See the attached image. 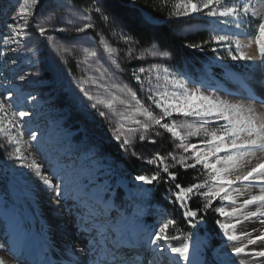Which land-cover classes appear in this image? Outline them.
I'll use <instances>...</instances> for the list:
<instances>
[{"label":"snow or ice","instance_id":"1","mask_svg":"<svg viewBox=\"0 0 264 264\" xmlns=\"http://www.w3.org/2000/svg\"><path fill=\"white\" fill-rule=\"evenodd\" d=\"M161 2L165 6L168 4V0ZM43 7L44 0H23L12 21L6 24L5 32L0 33L3 45L0 48V87L3 88L0 91V139L3 141L0 150L6 153L7 161L29 169L46 190L54 192L57 203L70 201L69 214L75 209L87 234L92 237L91 243L107 249L114 264H129V256L121 253L118 242L109 248L113 222L106 202L110 197L99 193L89 194L86 191L87 179L83 181V187L80 184L70 187L66 176L70 171L76 173L80 169L79 153L69 147L59 131L60 125L55 121L48 125L50 131H41L38 126L41 114L34 111L38 97L33 91L27 94L24 91L26 87L40 85L46 75L41 72L38 58L30 60L33 71L16 74L15 79L19 83L9 82L6 72L2 70L9 62L16 65L22 54H34L37 51L35 45L24 43L37 40L34 32L29 31L30 26L38 32L39 37H46L50 45L65 54L63 63L66 67L68 56L75 55L74 48L61 46L60 41L49 34L50 31L75 33L66 38L68 42L85 44L88 30L96 27L90 22V16L66 0H59L58 3V7L67 13L63 20H57L55 9L41 13L39 10ZM125 7L132 9L133 14L126 17L112 15L107 11L106 0H91L86 11L98 14L106 25L120 27V37L129 60L144 59L139 53H148L160 59L147 66L140 64L126 70L117 58L119 50L105 43L103 34L98 33L102 37L100 42L103 52L84 47L83 52L88 58L85 62L103 63L106 54L111 59L107 61L109 67L105 71L117 80V72L130 71L131 79L139 87L126 82L104 84L98 79H93L86 86V75L82 76L80 82L73 84L71 78L74 73L71 67H67L65 79L69 82L72 103L93 121L98 116L108 123V133L111 135L105 138L110 144L115 141L125 155L130 153L136 159L155 166L156 170L151 175L139 173L131 177L130 183L137 187L139 195L149 192V189L139 185H152L154 188L167 185L164 198L178 206L190 227L196 228L204 223V216L210 211L225 218L215 220V224L218 225L219 234L226 238V247L230 248V255L235 259L228 260L226 253L223 264H264V112L257 111V106L264 108V97L251 93L247 96L225 97L216 90L210 91L209 87L189 81L164 62L169 57L168 51L155 50L158 37L148 34L137 23L135 0ZM250 13L252 16L258 15L255 6L250 3L228 5L225 0H174L167 19L185 23V18L194 19L200 15L208 17L213 33L210 39L186 44L185 47L203 51L205 45L211 44L214 54L212 59L218 62L226 59L218 54L226 47L227 57L238 62L251 60L242 49L250 48L255 43L260 64L264 65V17L256 23V30L246 35L248 43L245 45L234 39L239 33L221 34L216 31L217 24L234 25L236 29H241L250 23ZM74 16H78L82 22L75 23L72 19ZM12 44L17 47H10ZM149 44L153 45L151 51L146 47ZM233 44L235 51L232 49ZM76 66L80 67L79 61ZM56 70L63 75L58 67ZM93 87L103 88L107 96L94 95ZM165 133L171 137L173 151L165 154L147 149V145H156L158 138H163ZM136 141L147 150V155L144 151H137ZM29 157L32 159L29 160ZM174 168L184 173L193 170L192 181L187 185L181 183L179 173L172 171ZM240 197H244L242 202L239 201ZM198 200H202V203L193 207ZM214 201H219L220 205H215ZM224 202H227V206ZM246 222L258 223L260 227L249 230ZM176 224L175 219H168L148 232L147 239L143 241L144 246L150 247L153 253L170 251L171 257L175 258L171 264H200L195 245L190 246L188 242L191 237L182 232L179 235L167 234L169 226ZM181 236L184 242L180 246L168 245V241L180 239ZM18 238L22 246H26L23 230L18 233ZM250 245L253 247L250 248ZM161 258L148 260L147 264H156V260ZM0 264H5V260L0 259ZM16 264L21 262L17 259ZM42 264L54 262L45 259ZM55 264H64V255ZM66 264H109V261L107 257L94 258L93 249L85 245L79 254L73 250Z\"/></svg>","mask_w":264,"mask_h":264},{"label":"rangeland","instance_id":"2","mask_svg":"<svg viewBox=\"0 0 264 264\" xmlns=\"http://www.w3.org/2000/svg\"><path fill=\"white\" fill-rule=\"evenodd\" d=\"M159 1L164 7L165 5L161 2V0ZM66 2H69L75 8L83 11L85 15L90 16V22L94 23L96 26L95 29L88 30L89 36L87 43L85 44H71L68 42L66 38L76 35L75 33H59L54 31H50L49 33L55 40L60 41L61 46L74 48L75 55L68 56L67 65V67H71L74 73V76L71 78L73 84L75 82H80L82 76L86 75L88 77V80L85 81L86 86L90 85L93 79H98L104 84L126 82L130 83L133 87L138 88L139 85L131 79L130 71L117 72L116 76L119 78V80L113 78L110 73L105 71V68L109 67L107 61L111 59L110 57H107L106 54L105 62L103 63L99 61L96 63L85 62L88 58L83 52V48L91 47L103 52V45L100 42L102 37L101 35H98V33H102L105 43L110 44L114 50H119L117 58L119 59L121 66L126 70H129L132 66H137L140 64L147 66V64L158 61L160 58L153 57L148 53H139L140 55L144 56V59L129 60L127 57L126 46L123 44V41L120 37V29L106 25L98 14L94 12H87L86 9L89 4L86 7H79L71 0H66ZM173 2L174 0H168V4L165 6L167 11L170 10L171 4ZM225 2L228 5L238 2L250 3L256 8L258 15L252 16L250 13L248 17L250 23L243 25L241 29H236L234 25H216V31L220 32L221 34H224L225 32L239 33L238 35L234 36V39H238L242 45H245L248 43V40L245 38L246 35L253 33L256 30V23L261 17H264V0H225ZM6 3L19 10V6L23 3V0H6ZM58 3L59 0H44V7L39 11L41 13H47L52 9H55L57 20H63L67 13L64 11V9L58 7ZM109 13L113 14L112 11ZM72 19L75 21V23L82 22L78 16H74ZM185 20V23H179L178 30L175 32L179 37L188 38L190 35L201 32L204 34V39H210V36L213 33L209 25L208 17L200 15L194 19L185 18ZM59 26L63 25L60 24ZM29 31L34 32L37 40H28L26 41V44H28V46L35 45L37 51L34 54H26V56H28L30 60L38 58L41 72L46 74L43 76L42 83L46 85V87L47 84H54V87L49 92L55 94L56 97L51 96L50 101L54 103L55 108L58 110L65 109L69 114L67 122L64 123L62 127L72 133H76L74 128L75 126L79 127L80 133L75 136L78 139V141L76 140L77 146H80L79 148H81L79 154H82L79 157V161L82 159L83 163H81V166H79L80 169L77 172H83L82 174L90 175V177L87 178L89 181L87 184L88 193L91 195L96 193L104 195L108 193V196L110 197L107 199L108 203H113L119 207V212L115 214L117 216L124 214L127 219L124 217L123 218L126 221H135V223L133 222V225L137 229L136 232H140V235H145V228L148 226L150 227L149 232H151L154 228H158L159 225L166 222L168 219H171L168 209L165 210L151 202V194L153 189L152 185H139L138 187L149 189L147 195H139L137 193V187H134L130 183L131 177L127 176V172L124 170L120 162L104 155L100 148L102 147V144L106 143L114 146L116 149V154H121L122 157L129 156L135 158L131 156L130 153L125 155L116 145L115 141L110 144L108 139L105 138L106 136L111 135L108 133V123L106 121H102L98 116L96 117L95 121H93L91 117L86 116L72 103L69 92V82L65 79L67 76V67L63 63L65 54L61 53L58 48L50 45L46 37H39L38 32H35L34 28L31 26L29 27ZM209 45L210 44H208V46ZM146 47H148V49L151 51L153 46ZM232 49L235 51V44L232 45ZM155 50L162 52L157 47H155ZM242 50L247 56L251 57V60L233 62L231 61L230 57H227V48L225 47L222 48L218 53L219 55L226 57L223 62L215 61L211 57L210 61L204 63L203 65H197L195 69L190 70V73L184 72V70L174 67L171 64L169 57L166 58L164 62L174 68L177 73L187 77L189 81L196 83L197 85L202 84L205 87H209L210 91L214 90L217 86H229L233 90V94H225L226 97L247 96L249 93L264 97V65L260 64V58L254 59L250 55L251 51H257L256 45L253 43L252 47H244ZM78 61L80 62L79 68L76 66ZM233 64H235L234 67H225V65ZM181 65L184 67V69H190L191 67L190 64L184 62L181 63ZM57 67L61 70V72H63V75H61L60 72L56 70ZM236 68L237 70H235ZM33 70L34 69L30 64L27 73ZM113 71H115L114 68ZM237 77H240V79L242 78V80L246 81L247 87L242 86L241 83L238 82L239 78ZM145 78L147 79V77ZM92 91L94 95H98L100 97L107 96L108 94L103 88L93 87ZM126 98L130 99V97ZM260 109L264 111V108L257 106L258 112H260ZM160 139L161 148H163L160 150V152L168 153L169 151L174 150L169 134L165 133L164 137ZM193 139L195 140V138ZM0 141V143L3 142L2 139H0ZM136 143L137 151H144L145 155H147V150L140 145V142L136 141ZM147 149L155 150L151 148L150 145H147ZM157 150H159V148ZM5 157L6 153L1 160L6 163L7 169L10 170L12 174L10 177L12 180L10 183L11 186H6L5 189L13 195L15 203L13 205H8L7 203L5 204V202L2 200V196L0 195V235L2 234L3 226L6 224L5 226L8 228V232L13 235V240L21 244V241L18 238V233L23 230L27 241L26 246L23 247L31 248L34 243V239L37 236L41 239L47 240L45 235V232L47 234V231L44 229L42 222L39 221L40 218L38 216V213H40L41 210V205L44 203L41 202V198L38 195V187L36 186L38 182L35 181L36 179L34 177H32L33 175L31 176L32 172L30 173V170L27 168L18 167L15 162L7 161ZM95 180L98 181L95 182ZM120 193L122 195L121 198H119L117 195ZM54 199L55 198H53L51 195L50 200L46 202V204H48L50 201L52 202ZM224 203L227 206V202ZM51 206L50 212H53V217L55 220L60 221L62 217H65L63 214L60 215V213L57 212V204L53 203ZM9 212H11L13 216H10V214L8 215ZM220 219L225 218L220 217ZM170 227L171 225L167 229V234L170 236L179 235L182 232L178 230L171 231ZM202 229L203 228L201 227V224H199L196 228H192L188 225L185 232L182 233H185L187 236L191 237L188 242L190 246L195 245V252L198 254L200 264H223L225 256L217 253H219L222 247L228 244L226 238H224L221 234L220 245L217 247L212 246L208 235L203 233ZM183 242L184 237L181 236L180 239L168 241V245L180 246ZM148 249H150V247H148Z\"/></svg>","mask_w":264,"mask_h":264},{"label":"trees","instance_id":"3","mask_svg":"<svg viewBox=\"0 0 264 264\" xmlns=\"http://www.w3.org/2000/svg\"><path fill=\"white\" fill-rule=\"evenodd\" d=\"M71 1L79 7H86L91 2V0ZM106 3L108 8L107 11H112V15L117 17H126L133 14L132 9L125 7L127 4L131 3V0H106ZM135 10H137L135 13L137 23L144 27L148 34L158 37V40L155 42V47L161 51L169 52V59L174 67L190 73V70L195 69L197 65H203L204 63L210 61L211 57H213L211 44L209 46L205 45L203 51L185 47L186 44L200 43L203 40H206L204 39V34L197 32L194 35H190L188 38L179 37L175 33L178 30L179 23L172 22L167 19L169 11H167L165 6H162L159 0H135ZM149 17H153L154 19H149ZM117 28L120 29L119 26H117ZM147 46L153 45L149 44ZM183 62L190 64V69H184L181 65ZM235 70H237V68ZM74 128L78 129L76 126ZM158 141L159 142L156 145L150 146L155 150L159 148L160 151L163 149L161 148V139L158 138ZM100 149L107 157L116 159L120 162L129 177H133L139 173L151 175V173L156 170L154 166L148 165L144 161L136 160L135 158L129 156L122 157L121 154H116V149L112 145L104 143ZM4 155L5 153L0 150V159ZM172 171L179 173L181 183L187 185L192 181V177L194 175L193 170L189 169L187 173H184L183 170L174 168ZM152 188L151 202L165 210L168 209L171 219H175L177 221L176 225H171V231L178 230L185 232L188 224L184 221L182 212L178 209V206L170 204L169 201L164 198L163 193L167 188V185H162L159 188H154L152 186ZM0 195L2 196V200L5 204L7 203L8 205H13L15 203L13 195L8 193L5 186L2 185L1 178ZM118 197L121 198V194H118ZM197 203H202V200L196 201V203L193 204V207H196ZM214 204L217 206L220 205L218 201H214ZM201 215L203 216L204 214L201 213ZM217 219H220L219 214L210 211L206 216H204V223H201V227L203 228L202 232L208 235L210 243L215 247L219 246L221 243V234H219L218 225L215 224V220Z\"/></svg>","mask_w":264,"mask_h":264},{"label":"bare ground","instance_id":"4","mask_svg":"<svg viewBox=\"0 0 264 264\" xmlns=\"http://www.w3.org/2000/svg\"><path fill=\"white\" fill-rule=\"evenodd\" d=\"M254 59L259 58L258 51H251L250 54ZM239 78V83L241 85L246 86L247 82L242 80V78ZM247 87V86H246ZM215 90L218 92V94L222 93L231 95L233 94V90L229 87H221L217 86ZM230 92V93H229ZM25 94H27L25 92ZM226 97V96H225ZM260 112H264L260 109ZM29 160L32 159V157L28 158ZM31 173V171H30ZM82 172L73 173L69 172L66 176L67 180H72L71 182H67L68 185L78 184V181H80ZM33 175V176H32ZM31 176L34 177L36 180L38 179L33 173H31ZM35 180V181H36ZM40 182V181H37ZM36 186L38 187V192L43 195L45 198V201L42 202L44 204L41 205L40 213H38V216L40 218L39 221L42 222L44 225V229L47 231V234L45 232V235L47 237V240L41 239L40 237H36L34 239V243L31 246V248L23 247L20 243L13 240V235L8 232V228L4 225L2 234L0 235V245H5L6 248L0 247V259L5 260V264H16L17 259L21 262V264H34L37 259H40L41 262H43L45 259L52 260L55 264V262L59 259L61 255H64V264H66L67 258L72 256V251L74 250L77 254L80 253V250L87 245V247L93 249L94 258H98L102 253V248L99 245H93L91 243L92 237L86 236L84 228L82 225H80L79 216L75 214V209H72V214H66L62 207L63 204H66V206L70 208L69 205H71V202H63V203H57L56 197L54 192H49L46 190L41 183H37ZM55 198L52 202L50 201V197ZM244 197H240L239 201L242 202ZM57 204V212L60 213V215L63 214L60 221L55 220L53 217V212H50L51 204ZM51 206V207H50ZM54 208V207H53ZM13 216L11 212L8 213V215ZM11 218V217H10ZM1 221V219H0ZM3 221V220H2ZM75 221V222H74ZM40 222V223H41ZM113 234H119V236L124 238H135L140 232H136V228L133 225V222L135 221H126L124 218H113ZM247 228L250 230L253 227L259 228L258 223H248L246 222ZM240 227V226H238ZM136 232V233H135ZM255 235V233H253ZM250 248L253 246H249ZM67 250V251H66ZM152 252V249H148L146 247L145 251L143 252L142 257L144 256L145 261L147 263L148 260H154L156 257H162L159 260H156V264H169L174 257H171L170 251L166 253H150ZM228 253L227 257L228 260H233L235 258L231 257L230 255V248L224 246L220 249L219 253L222 256H225V254ZM161 254V255H160ZM75 259L76 257H72ZM247 260L248 258L245 257ZM182 264V262H181Z\"/></svg>","mask_w":264,"mask_h":264},{"label":"built area","instance_id":"5","mask_svg":"<svg viewBox=\"0 0 264 264\" xmlns=\"http://www.w3.org/2000/svg\"><path fill=\"white\" fill-rule=\"evenodd\" d=\"M17 12L18 9L14 8L11 5H8V3H6V0H0V33L5 32L6 24L12 21V18L16 15ZM24 43H26V41ZM2 47V42H0V48ZM10 47H17V45L12 44L10 45ZM30 64V58L26 56V54H22L19 57V62L16 65H11V63L9 62V64L4 66L2 70L6 72L9 82L19 83V81L15 79L16 74L21 71L27 73ZM53 87L54 84H47L46 87V85L41 83L35 88L26 87L24 89L26 93L29 91H33L38 97V100L35 102L34 111L41 114L38 119V126L40 127L41 131H50L48 125L51 124L53 121H55L58 125L62 126L69 117V114L65 109L58 110L57 108H55L54 103L50 101L51 96L56 97L55 94L49 92ZM2 90L3 88L0 87V91ZM33 126L36 127L37 125ZM59 131L63 137L67 138L69 136L67 130L59 128ZM78 166H81L80 162L78 163ZM9 172L10 170L7 169L6 163L0 160V173L6 175Z\"/></svg>","mask_w":264,"mask_h":264}]
</instances>
